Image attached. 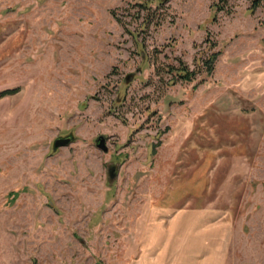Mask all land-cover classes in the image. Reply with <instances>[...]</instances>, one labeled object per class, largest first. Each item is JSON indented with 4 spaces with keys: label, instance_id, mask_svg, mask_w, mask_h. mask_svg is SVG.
Instances as JSON below:
<instances>
[{
    "label": "rangeland",
    "instance_id": "1",
    "mask_svg": "<svg viewBox=\"0 0 264 264\" xmlns=\"http://www.w3.org/2000/svg\"><path fill=\"white\" fill-rule=\"evenodd\" d=\"M145 1L0 0V264H264V0Z\"/></svg>",
    "mask_w": 264,
    "mask_h": 264
},
{
    "label": "trees",
    "instance_id": "2",
    "mask_svg": "<svg viewBox=\"0 0 264 264\" xmlns=\"http://www.w3.org/2000/svg\"><path fill=\"white\" fill-rule=\"evenodd\" d=\"M227 0H217L216 9L217 11L224 10V5L226 4ZM157 3L158 6L162 4L161 0H147L143 2L142 7L149 12L151 10V6L149 4ZM260 4V0H254L251 6V10L256 9ZM143 26H146V22L143 24ZM132 34V32H130ZM207 43H209V40H205ZM214 47V43L209 44V49H212ZM219 52H211L205 60L202 61V66L204 71L207 74H211L214 69V63L216 58L218 57ZM170 69V72L174 73L175 80H182L185 82H190L193 80L194 76L197 74V71L189 70L188 67L181 61H179V65L176 66H168ZM174 80V81H175ZM10 93L9 91L3 92L2 95Z\"/></svg>",
    "mask_w": 264,
    "mask_h": 264
},
{
    "label": "water",
    "instance_id": "3",
    "mask_svg": "<svg viewBox=\"0 0 264 264\" xmlns=\"http://www.w3.org/2000/svg\"><path fill=\"white\" fill-rule=\"evenodd\" d=\"M70 142L69 138H65V139H57L54 142V148H58V147H62L67 145ZM96 146L101 149L102 151L106 152L107 151V147L105 145V138L103 136H99L96 139Z\"/></svg>",
    "mask_w": 264,
    "mask_h": 264
}]
</instances>
